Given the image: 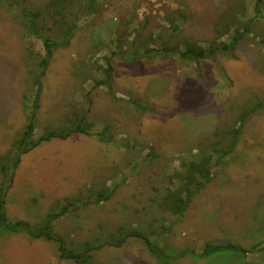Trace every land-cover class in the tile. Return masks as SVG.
<instances>
[{
  "label": "rangeland",
  "instance_id": "374dc122",
  "mask_svg": "<svg viewBox=\"0 0 264 264\" xmlns=\"http://www.w3.org/2000/svg\"><path fill=\"white\" fill-rule=\"evenodd\" d=\"M0 107L7 222L64 211L79 256L9 231L0 264H161L134 232L168 264H264V0H0ZM31 119L33 142L68 136L21 153Z\"/></svg>",
  "mask_w": 264,
  "mask_h": 264
},
{
  "label": "trees",
  "instance_id": "16d2710c",
  "mask_svg": "<svg viewBox=\"0 0 264 264\" xmlns=\"http://www.w3.org/2000/svg\"><path fill=\"white\" fill-rule=\"evenodd\" d=\"M44 45L45 48L47 50V53L51 54L53 49L58 45L56 41L54 40H50L48 38L44 39ZM199 54V53H198ZM45 66L47 65V60L44 61ZM41 92V87L40 85H38L37 88V93H36V101L38 100V97L40 95ZM34 131V125H33V120L31 119V121L28 123L26 131L24 132L23 138L20 141V145L22 146L21 153H25L28 150H30L31 148L35 147L37 144H39L41 141L43 140H48L52 137H66L68 136L67 134H57V133H50L47 137H41L38 141H31V136L32 133ZM75 131H79V132H83L86 134H90L89 131L81 128V127H77V129ZM102 134L100 133V136ZM208 161L206 160L204 162H200L201 164L198 163V165H201L203 172H201V177H209L211 174V170L208 169ZM2 169H4L1 166ZM203 180L199 181V183H197L195 185V187H193L192 189L188 190V193L185 195L184 198L180 199V209L182 210V208H186V204H188L190 198L192 197V195L197 192L200 188H202L204 186L203 184ZM203 184V186L201 187V185ZM5 204V192L3 188H0V233H6V232H14V231H19V230H24L27 231L28 233L32 234L33 236L36 237H47L49 239H55L57 241L60 242V251H61V256L62 257H72L76 260L79 259L78 255H74V254H70L67 255L66 251H65V246L62 243V239L59 237H55L51 232H50V228H51V221L58 217L60 214H64V211H61L59 213H54L50 216L49 220L46 221V224L44 226H42L41 228H37L34 229L32 227H30V225L28 223H21V222H17V223H8L7 219L3 213V207ZM186 205V206H185ZM128 236H135V237H140L142 238L146 245L148 246L149 250L155 255L157 256V258L160 260L161 264H168L167 263V259L163 253V250L161 247H159L156 243H154L151 239H149L147 236L141 234V233H131ZM126 238V237H125ZM227 251H233V253H236L238 255H244L246 253V249H244L242 246L240 245H234V244H220V245H213L211 243H207L206 246L204 247V250L201 253H194V255L196 257L199 258H209L215 254L218 253H223V252H227Z\"/></svg>",
  "mask_w": 264,
  "mask_h": 264
},
{
  "label": "crops",
  "instance_id": "0c3cea01",
  "mask_svg": "<svg viewBox=\"0 0 264 264\" xmlns=\"http://www.w3.org/2000/svg\"><path fill=\"white\" fill-rule=\"evenodd\" d=\"M17 105V103L16 102H12V103H5L4 104V112H6V114L8 113V116L10 117V113H12L13 112V110L17 107L16 106ZM0 109H1V107H0Z\"/></svg>",
  "mask_w": 264,
  "mask_h": 264
}]
</instances>
